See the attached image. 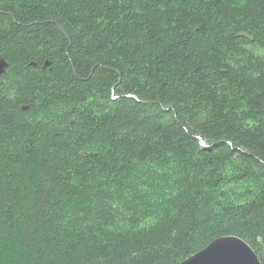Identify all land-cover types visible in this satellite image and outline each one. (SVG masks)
<instances>
[{
  "label": "trees",
  "instance_id": "16d2710c",
  "mask_svg": "<svg viewBox=\"0 0 264 264\" xmlns=\"http://www.w3.org/2000/svg\"><path fill=\"white\" fill-rule=\"evenodd\" d=\"M1 58L0 264L263 256L264 0H0Z\"/></svg>",
  "mask_w": 264,
  "mask_h": 264
},
{
  "label": "water",
  "instance_id": "95a60500",
  "mask_svg": "<svg viewBox=\"0 0 264 264\" xmlns=\"http://www.w3.org/2000/svg\"><path fill=\"white\" fill-rule=\"evenodd\" d=\"M6 67V63L1 58L0 75L4 73ZM181 264H264V253L259 259L247 243L229 236L214 240L205 249Z\"/></svg>",
  "mask_w": 264,
  "mask_h": 264
},
{
  "label": "rangeland",
  "instance_id": "374dc122",
  "mask_svg": "<svg viewBox=\"0 0 264 264\" xmlns=\"http://www.w3.org/2000/svg\"><path fill=\"white\" fill-rule=\"evenodd\" d=\"M255 254H256V253H255ZM256 255H257V254H256ZM257 256H258V255H257ZM258 258L261 259L262 257H259V256H258Z\"/></svg>",
  "mask_w": 264,
  "mask_h": 264
}]
</instances>
